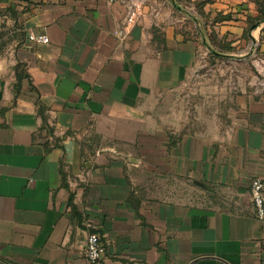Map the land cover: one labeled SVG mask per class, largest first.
Instances as JSON below:
<instances>
[{
    "label": "crops",
    "instance_id": "crops-1",
    "mask_svg": "<svg viewBox=\"0 0 264 264\" xmlns=\"http://www.w3.org/2000/svg\"><path fill=\"white\" fill-rule=\"evenodd\" d=\"M141 1L125 29L123 0H0V264H88L92 230L103 264H259L264 0ZM206 55L233 77L201 129Z\"/></svg>",
    "mask_w": 264,
    "mask_h": 264
},
{
    "label": "rangeland",
    "instance_id": "rangeland-1",
    "mask_svg": "<svg viewBox=\"0 0 264 264\" xmlns=\"http://www.w3.org/2000/svg\"><path fill=\"white\" fill-rule=\"evenodd\" d=\"M213 61L210 55L203 57L201 60V62H203L201 68L191 77V82H189L183 91L184 99L182 102V112H184L186 117H189V121H198L201 129L211 128L209 123L212 122L213 119L208 118V113L212 110L219 113L218 120L221 124L227 121V118L222 115L225 106L223 103L225 94L224 83H227L225 82L226 78H232L233 75H231L230 71H226V68L222 65L216 64L215 67ZM218 61L224 62L225 60L222 59ZM257 69L258 71H262L261 73H264L262 65ZM211 80L214 81L215 85H213V83L211 84ZM192 106H197V108H193ZM192 112L195 114L194 116H197L196 119H193ZM156 185L159 186V181ZM172 186L174 187V185ZM181 192L184 198H191L200 203L205 201L204 194L198 189L193 190L189 185H181Z\"/></svg>",
    "mask_w": 264,
    "mask_h": 264
},
{
    "label": "built area",
    "instance_id": "built-area-1",
    "mask_svg": "<svg viewBox=\"0 0 264 264\" xmlns=\"http://www.w3.org/2000/svg\"><path fill=\"white\" fill-rule=\"evenodd\" d=\"M113 2L115 0H107ZM141 0H123L125 10L124 28L134 25L141 11ZM117 34L122 36L123 31ZM29 40L35 43L47 44L48 38L45 35H29ZM249 194L253 207V216L255 219L264 223V182L260 178H254L249 185ZM88 227L92 229L91 225ZM104 245L102 244L99 235L93 230L88 232L84 241V256L88 264H103ZM259 264H264V240L259 252Z\"/></svg>",
    "mask_w": 264,
    "mask_h": 264
},
{
    "label": "trees",
    "instance_id": "trees-1",
    "mask_svg": "<svg viewBox=\"0 0 264 264\" xmlns=\"http://www.w3.org/2000/svg\"><path fill=\"white\" fill-rule=\"evenodd\" d=\"M260 15H261L260 19H264V10H260ZM253 24L254 23L250 22L249 23V25H250L249 28H251L253 26Z\"/></svg>",
    "mask_w": 264,
    "mask_h": 264
}]
</instances>
